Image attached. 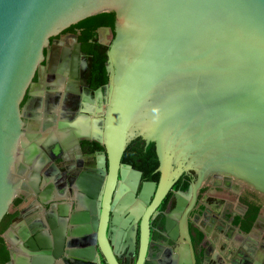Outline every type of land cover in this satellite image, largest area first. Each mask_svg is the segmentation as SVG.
Wrapping results in <instances>:
<instances>
[{"label":"water","instance_id":"water-1","mask_svg":"<svg viewBox=\"0 0 264 264\" xmlns=\"http://www.w3.org/2000/svg\"><path fill=\"white\" fill-rule=\"evenodd\" d=\"M109 10L116 11L115 28H100L113 35L106 53L113 70L106 114V202L135 128L156 142L162 170L158 198L188 168L199 172L194 193L207 173L216 171L264 194V0H0V222L22 194L21 154L31 158L40 151L39 142L27 138L30 102L23 101L38 92L55 95L56 102L78 93L85 81L83 76L79 81L77 71L81 42L77 34L69 40L63 33ZM110 32L105 39H111ZM56 157L58 152L51 159ZM41 159L37 177L48 157ZM174 160L179 165L172 171ZM121 173L124 178L125 170ZM51 189L40 193L43 201ZM82 189L96 187L84 182ZM60 211L49 212L51 232L42 224L24 229L27 254L10 242L13 230L2 233L10 249L5 264H95L94 244L65 250L67 219ZM98 212H76L73 233L97 237L108 264H120L106 237L107 205L99 226ZM263 226L261 208L252 228ZM182 257L195 264L191 246Z\"/></svg>","mask_w":264,"mask_h":264},{"label":"flooded vegetation","instance_id":"flooded-vegetation-1","mask_svg":"<svg viewBox=\"0 0 264 264\" xmlns=\"http://www.w3.org/2000/svg\"><path fill=\"white\" fill-rule=\"evenodd\" d=\"M108 32L100 29L98 33L106 57L99 83L92 72V49H84L81 44L77 71L79 81L82 76L85 81H80L78 93L56 102L55 95L40 96L38 92L39 95H27L23 101V105L30 102L25 110L27 138L29 143L38 141L40 151L31 158L21 154L23 189L19 193L22 194L15 199L14 215L3 233L13 230L10 242L27 254L24 229L42 224L51 232L50 213L63 210L68 230L65 250L94 244L95 264H108L98 238L94 240L91 234L75 235L76 223L72 221L76 212L86 208L99 211L95 213L99 226L106 204V237L120 264H188L182 254L190 246L195 264H264V226L253 229L254 221L250 229L244 227L249 206L242 200L245 193H259L263 198L264 194L242 179L216 171L208 172L194 193L191 186L199 172L188 168L158 198L156 192L162 175L158 149L156 142L148 141L139 128L128 134L114 191L106 202L105 189L110 180L106 114L113 75L106 56L113 37L110 32L111 39H105ZM71 34L76 33L65 31L63 36L70 40ZM35 80L38 86L35 89L39 91L40 72ZM133 139L136 141L131 143ZM152 143L153 148L149 149ZM57 152L60 157L51 159ZM42 156L48 159L37 177L35 167ZM103 163L107 166L105 172ZM178 165L174 160L172 171ZM122 169L126 173L124 178ZM84 182L96 189L83 190ZM49 186L52 189L46 192L47 200L43 201L40 193ZM261 208L264 209V204ZM12 264L21 263L12 261Z\"/></svg>","mask_w":264,"mask_h":264},{"label":"trees","instance_id":"trees-1","mask_svg":"<svg viewBox=\"0 0 264 264\" xmlns=\"http://www.w3.org/2000/svg\"><path fill=\"white\" fill-rule=\"evenodd\" d=\"M115 22L116 11L109 10L87 17L65 30L67 32L78 34L79 41L84 49H92L93 56L90 60L92 62L94 79L97 83L101 81L100 72L103 70L104 62L106 60V57L104 58L103 45L98 40L99 29L101 27H110L114 30ZM134 141H136V139L131 140V143ZM151 148H153V143L150 145L149 149ZM242 200L249 206L244 221V227L250 229L264 204V198L260 196L259 193H245ZM13 215L12 212L6 213L0 222V264H5L10 259V249L6 239L2 236V233L10 224Z\"/></svg>","mask_w":264,"mask_h":264}]
</instances>
